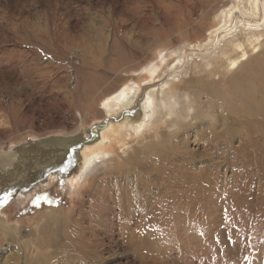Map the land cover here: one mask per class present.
<instances>
[{
	"label": "rangeland",
	"instance_id": "1",
	"mask_svg": "<svg viewBox=\"0 0 264 264\" xmlns=\"http://www.w3.org/2000/svg\"><path fill=\"white\" fill-rule=\"evenodd\" d=\"M198 2L0 0V264H26V258L51 252L41 242L50 236V228L71 217L94 185L122 177L115 162L123 158H110L87 174L75 194L72 189L65 193L63 176L58 175V182L33 192V186L47 181L50 173L38 181L44 176L45 168L38 160L42 158L27 160L22 152L47 140L78 139L102 124L104 114L94 105L127 83L129 77L124 74L135 66L133 54L144 50L145 41L171 36L186 19L199 20L198 28L212 23L215 8L208 6L212 9L202 15ZM68 64L71 69L66 68ZM231 144L238 146L236 140ZM174 153L182 161L188 154L194 156L193 167L203 166V178L213 182L202 191L208 211L195 204L191 212L183 208L172 212L175 216L167 210L165 218L155 219L152 213L148 219V208L165 201L154 181L153 196H149L153 199L141 201L149 207L136 211L133 221L139 230L150 228L153 247L144 256L147 261L145 250L139 256L119 244L120 231L115 227L101 231L108 250L101 255L105 264H264V150L261 159L247 156L245 150H197L191 144L188 150ZM60 154L53 151L52 156ZM38 164L42 167L33 170ZM249 196L257 198L251 202ZM244 197L250 202L248 215ZM183 202L195 203L189 197ZM14 254L20 255L18 260Z\"/></svg>",
	"mask_w": 264,
	"mask_h": 264
},
{
	"label": "bare ground",
	"instance_id": "2",
	"mask_svg": "<svg viewBox=\"0 0 264 264\" xmlns=\"http://www.w3.org/2000/svg\"><path fill=\"white\" fill-rule=\"evenodd\" d=\"M197 1L202 15H207L206 10L212 9L208 6L213 5L212 23L198 28L199 20L186 19L171 36L157 35L145 41L144 50L133 54L135 66L124 74L129 77L127 83L116 86L98 106L94 105L104 114L102 124L78 139L47 140L22 152L27 160L42 158L38 159L41 164L73 155V170L61 178L66 194L71 189L77 193L87 174L99 164L123 158L115 162L121 169L120 180L94 185L75 213L50 228V236L41 241L51 252H41L33 260L26 258V264H105L101 255L108 250L101 231L115 227L120 231L119 244L138 255L145 250L143 258L147 261L144 256L153 247L150 228L139 230L133 221L136 211L149 207L141 201L153 199L149 196H153L154 181L158 182L160 199L165 201L157 208H148V219L152 213L155 219L165 218L167 210L177 213L184 208L191 212L195 204L203 212L209 209L202 191L213 182L203 178V166L193 167L194 156L188 154L182 161L174 150L184 152L191 144L197 150H245L247 156L263 157L264 0ZM155 44V51L148 53ZM232 140L238 146L233 147ZM66 146L70 148L56 150ZM50 147L52 150H47ZM53 151L63 154L52 156ZM40 167L38 164L33 170ZM58 179L50 173L47 181L32 190L48 187ZM257 196H249V201ZM187 197L195 203L184 205ZM247 201L244 197L245 215L250 209Z\"/></svg>",
	"mask_w": 264,
	"mask_h": 264
},
{
	"label": "water",
	"instance_id": "3",
	"mask_svg": "<svg viewBox=\"0 0 264 264\" xmlns=\"http://www.w3.org/2000/svg\"><path fill=\"white\" fill-rule=\"evenodd\" d=\"M74 156L68 154V156L66 155V157L63 159H54L51 161H46L45 164H43V167L45 168L44 170V176L40 179H38V181H41L43 179H45V177L48 175V173H54L56 175H58L59 177L62 175H69L71 170L74 168L75 166V161H74ZM63 171V172H61Z\"/></svg>",
	"mask_w": 264,
	"mask_h": 264
},
{
	"label": "built area",
	"instance_id": "4",
	"mask_svg": "<svg viewBox=\"0 0 264 264\" xmlns=\"http://www.w3.org/2000/svg\"><path fill=\"white\" fill-rule=\"evenodd\" d=\"M72 64H68L66 68L71 69Z\"/></svg>",
	"mask_w": 264,
	"mask_h": 264
},
{
	"label": "flooded vegetation",
	"instance_id": "5",
	"mask_svg": "<svg viewBox=\"0 0 264 264\" xmlns=\"http://www.w3.org/2000/svg\"><path fill=\"white\" fill-rule=\"evenodd\" d=\"M68 176V175H67ZM25 191H23V193H24ZM26 193V192H25Z\"/></svg>",
	"mask_w": 264,
	"mask_h": 264
}]
</instances>
